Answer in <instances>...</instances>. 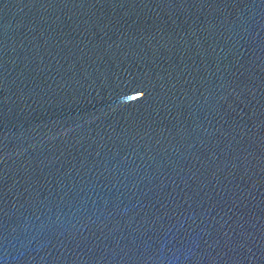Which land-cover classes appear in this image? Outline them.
<instances>
[{"label":"water","instance_id":"obj_1","mask_svg":"<svg viewBox=\"0 0 264 264\" xmlns=\"http://www.w3.org/2000/svg\"><path fill=\"white\" fill-rule=\"evenodd\" d=\"M0 264H264V0H0Z\"/></svg>","mask_w":264,"mask_h":264}]
</instances>
